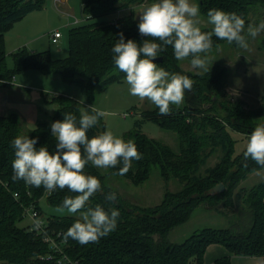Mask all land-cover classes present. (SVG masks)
<instances>
[{
    "label": "trees",
    "instance_id": "obj_1",
    "mask_svg": "<svg viewBox=\"0 0 264 264\" xmlns=\"http://www.w3.org/2000/svg\"><path fill=\"white\" fill-rule=\"evenodd\" d=\"M148 1L155 0H85L82 11L93 20L70 28L68 56L54 58L51 50L31 52L23 46L12 51L14 68H10L6 56V32L28 12L41 9L44 2L0 0V84L12 81L21 71L36 69L45 74H57L67 82H78L87 99L86 103H80L72 96L54 95L50 101L55 103L56 111L48 117L41 115L29 130H25L18 111L0 115V264H205V253L212 243L224 245L232 254L264 258V181L251 188L242 186L236 191L249 174L264 167L251 159L245 160V149L236 154V141L231 133L236 131L248 136L256 126L264 125V99L258 108L251 109H246L239 99H228L225 66L215 65L206 73H185L170 46L159 54L163 60H156L158 66L189 76L194 81L193 88L185 93V105L173 106L171 114L160 115L154 107L144 110L143 115L161 127L175 131L181 141L180 152L137 130L129 133L127 140L135 142L142 158L132 162L128 173L119 175V166L98 169L88 165L84 169L86 174L101 181L103 189L90 198L88 206L100 204L106 210L118 209L120 216L116 230L98 243L81 245L64 238L78 214H54L47 218L44 231L32 229L30 224H19L28 206L34 205L42 212V197L49 205L58 207L65 196L76 194L67 189L48 192L43 187L36 188L14 179L12 140L19 135H28L38 138L37 147L45 146L54 152L56 140L52 137L51 124L62 121L67 112L75 114L79 120L81 108L94 106L98 89L125 81V74L112 59L118 34L122 32L126 41L142 42L145 37L138 32L139 21L133 10L116 19L102 18ZM198 2L201 13L206 16L209 9H221L240 15L246 25L252 23L250 11L253 8L264 9V0ZM202 29L210 31L211 26ZM261 37L264 48V34ZM224 43L227 42L213 37L214 48ZM105 130L106 122L102 117L98 125L89 130L88 136L91 138ZM215 154L219 159L208 165ZM153 167L159 168L166 182L177 179L181 186L177 190L167 188L162 200L152 206L128 202L108 180L109 176L116 175L141 184L150 177ZM219 182L225 184V189L210 193ZM109 192L117 194L116 202L105 200ZM202 204L223 213L225 210L221 205L239 206L237 221L227 227L205 226L182 242L170 241V231L187 222ZM46 235L59 244L57 249L45 239ZM214 264H232L231 254L218 257Z\"/></svg>",
    "mask_w": 264,
    "mask_h": 264
},
{
    "label": "clouds",
    "instance_id": "obj_2",
    "mask_svg": "<svg viewBox=\"0 0 264 264\" xmlns=\"http://www.w3.org/2000/svg\"><path fill=\"white\" fill-rule=\"evenodd\" d=\"M206 23L211 25L210 31L202 29L200 8L191 0H155L143 6L137 27L145 39L126 41L121 32L112 48V59L125 74L129 93L151 102L160 115H169L173 106L183 104L185 93L192 90L194 81L187 75L158 66L156 60L161 52L170 46L177 61L187 60L192 69L206 73L214 48L213 37L247 50L249 37L255 39L264 32V20L246 25L240 15L215 8L208 10ZM79 113V120L75 114L67 112L62 121L51 124L52 137L56 140L54 152L45 146L37 147L38 138L15 137L11 142L12 168L14 179L30 186L43 187L48 192L67 189L76 194L65 196L56 211L78 214L64 238L87 245L98 243L115 231L120 213L116 208L106 210L100 204L88 206L90 198L103 189L101 181L86 174L84 169L88 165L98 169L119 166L118 174L125 175L132 162L139 161L142 155L134 141H126L111 130L88 136L89 130L106 116L103 110L91 106L81 108ZM243 156L264 167V125L256 126L248 135ZM105 200L114 203L117 194L109 192Z\"/></svg>",
    "mask_w": 264,
    "mask_h": 264
},
{
    "label": "rangeland",
    "instance_id": "obj_3",
    "mask_svg": "<svg viewBox=\"0 0 264 264\" xmlns=\"http://www.w3.org/2000/svg\"><path fill=\"white\" fill-rule=\"evenodd\" d=\"M85 0H67L56 3L55 0H43L44 6L41 9L28 12L22 18L17 20L13 25L14 31L24 33L26 36L34 37L26 47L31 52H40L51 50L54 58H64L69 54V30L72 26L91 22L87 14L82 11V3ZM155 1H148L133 9L124 8L120 11L104 16L102 19L111 20L116 17L128 14L132 10L139 21V13L142 7ZM199 6L198 0H191ZM201 12V11H200ZM252 23H259L264 20V9L257 8L250 11ZM76 18L80 19L76 22ZM201 27L211 26L206 23L207 16L201 13ZM60 30L63 37L60 44L52 42L51 35L54 31ZM262 32L255 39L249 37V48L241 49L236 45L224 43L219 48H213L210 54L209 69L215 65L225 66L227 68V97L233 101L238 99L244 103L246 109L258 108L264 99V48L261 47ZM22 40L18 38V42ZM6 47V46H5ZM16 49L6 48L7 63L10 68H14V59L12 51ZM181 67L187 72L203 73L199 70L192 69L190 63L186 60L180 62ZM36 73V74H34ZM17 82H22V86L29 91L41 94L39 104L42 111L38 118L48 117L56 111V105L50 99L54 95H68L79 101L86 103L87 99L78 82H67L57 74H45L39 70H24L16 75ZM128 85L125 81L111 83L105 89L97 90V97L94 106L106 113L104 120L106 130H111L115 135L127 140L129 133L137 130L145 133L151 138L157 139L165 144L170 145L175 151L180 152L181 141L179 135L173 131L161 127L154 120L143 115L146 109L155 106L147 100H140L138 97L129 93ZM185 105V100L182 105ZM26 125H29L23 115L20 113ZM261 125V124H259ZM28 128H31L28 126ZM25 128V130H29ZM33 128V127H32ZM236 143V154L242 152L247 143L246 134L231 131ZM219 157L217 154L211 156L208 165L214 164ZM109 182L116 187L117 192L121 194L128 202L139 204L141 206H152L158 204L167 188L177 190L181 183L177 179H171L166 182L160 174L158 167H153L150 177L141 184H134L131 180L123 177L111 175ZM264 181V168L248 175L242 181L236 191L244 186L251 188L259 182ZM42 212L45 218L52 217L54 214H60L56 211L55 206L49 205L45 198L40 199ZM225 213L215 208H208L200 205L195 209L191 218L175 228L169 233V240L172 242H182L194 231L205 226L227 227L237 221L239 206L230 207L221 205ZM64 214H67L65 211ZM63 215V214H60ZM78 216V215H77ZM32 222L30 215L26 214L21 226H27ZM215 256V255H214ZM213 254H207L206 262L212 260Z\"/></svg>",
    "mask_w": 264,
    "mask_h": 264
},
{
    "label": "crops",
    "instance_id": "obj_4",
    "mask_svg": "<svg viewBox=\"0 0 264 264\" xmlns=\"http://www.w3.org/2000/svg\"><path fill=\"white\" fill-rule=\"evenodd\" d=\"M61 1L65 2L67 0H61ZM18 38L21 39L22 41L18 42ZM60 39L59 42L57 43L53 41L52 42L54 44H60ZM31 40H34V37L28 38V36H26L24 33L21 32L19 33L17 31H14V27L8 30L5 34L6 48L9 47L11 49H18L23 46L26 47L25 44L29 43ZM28 70H32V69H28ZM16 82L17 79L16 76H14L13 80L7 82L5 85L0 84V115H6L11 110L18 111L23 115V117L29 124V125L24 124V127L28 128L29 126L32 128L36 124L39 114L43 112L39 104V101L41 94L44 93L39 94L35 91L34 92L29 91L28 89H26V87L22 86L21 84L22 82L19 83ZM209 252L213 254V258L212 260L206 262L207 254H209ZM227 254H231L232 264H264V258L262 256H245V255L232 254L224 245L218 243H212L207 247L204 257L205 264H214L215 259Z\"/></svg>",
    "mask_w": 264,
    "mask_h": 264
},
{
    "label": "built area",
    "instance_id": "obj_5",
    "mask_svg": "<svg viewBox=\"0 0 264 264\" xmlns=\"http://www.w3.org/2000/svg\"><path fill=\"white\" fill-rule=\"evenodd\" d=\"M55 1L56 3L61 2V0H55ZM75 20L76 22L80 21V19L78 18H76ZM62 36H63V33L60 30H56L51 35L52 41L57 43L59 42V39ZM16 196H17V193H16ZM25 214L30 215V217L32 218V222L30 223L32 229H36L38 231H44L48 220L47 218L44 217L43 213L40 210L35 208L34 205H30L25 209ZM45 239L49 241L55 249L59 247V244L51 236L46 235Z\"/></svg>",
    "mask_w": 264,
    "mask_h": 264
},
{
    "label": "water",
    "instance_id": "obj_6",
    "mask_svg": "<svg viewBox=\"0 0 264 264\" xmlns=\"http://www.w3.org/2000/svg\"><path fill=\"white\" fill-rule=\"evenodd\" d=\"M158 61H162L163 60V57L162 56H159L157 58ZM225 189V184L223 182H219L217 183L214 187H212L210 189V193H219V192H222L223 190Z\"/></svg>",
    "mask_w": 264,
    "mask_h": 264
}]
</instances>
